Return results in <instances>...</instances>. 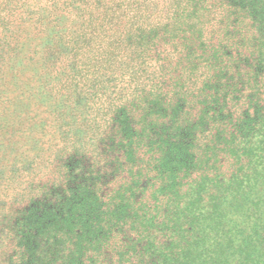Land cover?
<instances>
[{"label":"trees","instance_id":"1","mask_svg":"<svg viewBox=\"0 0 264 264\" xmlns=\"http://www.w3.org/2000/svg\"><path fill=\"white\" fill-rule=\"evenodd\" d=\"M0 264H264V0H0Z\"/></svg>","mask_w":264,"mask_h":264},{"label":"rangeland","instance_id":"2","mask_svg":"<svg viewBox=\"0 0 264 264\" xmlns=\"http://www.w3.org/2000/svg\"><path fill=\"white\" fill-rule=\"evenodd\" d=\"M0 236H1V233H0Z\"/></svg>","mask_w":264,"mask_h":264}]
</instances>
